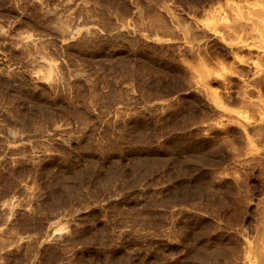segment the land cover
<instances>
[{
    "label": "rangeland",
    "instance_id": "1",
    "mask_svg": "<svg viewBox=\"0 0 264 264\" xmlns=\"http://www.w3.org/2000/svg\"><path fill=\"white\" fill-rule=\"evenodd\" d=\"M0 264H264V0H0Z\"/></svg>",
    "mask_w": 264,
    "mask_h": 264
}]
</instances>
